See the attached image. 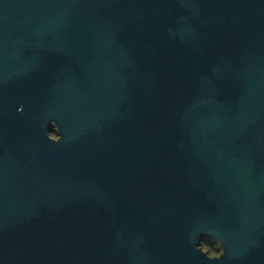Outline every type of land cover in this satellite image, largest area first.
Instances as JSON below:
<instances>
[{"label": "water", "instance_id": "1", "mask_svg": "<svg viewBox=\"0 0 264 264\" xmlns=\"http://www.w3.org/2000/svg\"><path fill=\"white\" fill-rule=\"evenodd\" d=\"M0 264H264V0H0Z\"/></svg>", "mask_w": 264, "mask_h": 264}, {"label": "clouds", "instance_id": "2", "mask_svg": "<svg viewBox=\"0 0 264 264\" xmlns=\"http://www.w3.org/2000/svg\"><path fill=\"white\" fill-rule=\"evenodd\" d=\"M53 129L55 130V132L58 131V129H56L55 127ZM48 139L52 142L58 143L61 137L57 134L49 133ZM209 249L218 250V254L214 253L212 256L208 255L207 250ZM197 250L202 252L209 260H219L223 255V250L220 244L215 240H212L211 242L200 241V243L197 246Z\"/></svg>", "mask_w": 264, "mask_h": 264}, {"label": "trees", "instance_id": "3", "mask_svg": "<svg viewBox=\"0 0 264 264\" xmlns=\"http://www.w3.org/2000/svg\"><path fill=\"white\" fill-rule=\"evenodd\" d=\"M204 241L205 242H211L212 239H207V240H204ZM217 251L218 250H216V249H209V250H207V254L210 255V256H212L214 253L216 254Z\"/></svg>", "mask_w": 264, "mask_h": 264}, {"label": "flooded vegetation", "instance_id": "4", "mask_svg": "<svg viewBox=\"0 0 264 264\" xmlns=\"http://www.w3.org/2000/svg\"><path fill=\"white\" fill-rule=\"evenodd\" d=\"M50 133L51 134H57L53 128L51 129Z\"/></svg>", "mask_w": 264, "mask_h": 264}, {"label": "rangeland", "instance_id": "5", "mask_svg": "<svg viewBox=\"0 0 264 264\" xmlns=\"http://www.w3.org/2000/svg\"><path fill=\"white\" fill-rule=\"evenodd\" d=\"M216 254H218V251L216 252Z\"/></svg>", "mask_w": 264, "mask_h": 264}]
</instances>
